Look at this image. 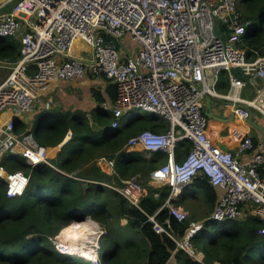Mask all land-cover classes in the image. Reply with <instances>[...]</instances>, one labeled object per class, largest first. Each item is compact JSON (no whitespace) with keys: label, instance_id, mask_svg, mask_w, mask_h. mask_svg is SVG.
<instances>
[{"label":"built area","instance_id":"obj_1","mask_svg":"<svg viewBox=\"0 0 264 264\" xmlns=\"http://www.w3.org/2000/svg\"><path fill=\"white\" fill-rule=\"evenodd\" d=\"M12 1H0V38L9 37L20 44L17 60L0 58V68L8 70L0 82V160L12 154L31 166L54 168L49 149L39 145L32 134L16 132L15 126L22 124L25 115L52 109L48 93L52 83L88 76L97 82L104 80L106 86H116L115 99L100 104L111 116L113 130L132 110H142L168 124L165 131L143 129L128 138L122 149L137 148L146 156L160 152L166 158L144 185L136 176L119 177L115 160L99 156L96 166L119 184L92 183L115 190L139 209L149 188L169 186L164 204L148 221L154 232L173 240L176 250L198 261L200 252L191 239L207 220L251 216L262 221L258 232L264 236V143L254 147L253 137L244 133L239 142L235 140L233 150H222L208 137L209 119L204 113L205 95H209L233 103L231 110L246 126L244 107L264 116V45L250 49L255 58H248L243 37L254 22L243 16L240 0ZM126 36L138 46L136 52L120 49V40ZM77 42L89 48V56L73 55ZM233 69H239L243 77L232 74ZM222 71L228 73L229 80L225 94L216 89ZM248 84L256 90L251 99L241 97ZM183 140L190 142V150L177 161L175 150ZM69 176L81 179L76 173ZM199 176L218 190L216 201L207 218L190 222L178 236L169 218L157 220L156 216L167 208L177 221L188 220V212L173 202L180 195L191 196L187 188ZM0 177L7 183L8 197L21 196L29 183L22 171L7 172L2 166ZM153 196L157 198L159 193ZM77 218L73 221L80 220ZM99 233L100 238L106 231L99 226ZM60 246L56 243L55 249L64 255ZM96 252L93 261L83 259L101 264L99 245Z\"/></svg>","mask_w":264,"mask_h":264},{"label":"trees","instance_id":"obj_2","mask_svg":"<svg viewBox=\"0 0 264 264\" xmlns=\"http://www.w3.org/2000/svg\"><path fill=\"white\" fill-rule=\"evenodd\" d=\"M240 2L245 19L254 22V27L243 37V47L248 52L250 49L259 50L264 45V0ZM19 48L17 40L0 38L1 59L17 60ZM92 89L96 104L88 112L76 110L69 113L51 109L39 113L34 127L28 131L25 124L15 126L16 132L32 134L35 141L44 147H56L69 133L71 136L51 160L54 168L48 165L31 166L12 154L0 160V166L5 171L20 170L29 177L25 191L16 197L7 196V183L0 177V264L86 263L83 258L73 263L74 258L69 254H59L49 240V237L58 236L62 230H74L72 220L81 215H90L106 227L109 236L101 240L99 246L101 264H168L171 258L174 259L173 264H244L247 255L264 242V236L258 232L262 224L259 219L246 216L222 222L207 220L202 230L191 239L192 246L200 252L201 261H198L185 251L176 250L173 240L154 232L148 221V216L154 215L164 204L169 195V186L158 190L150 188L149 194L140 201L139 209L113 189L98 183L83 185L78 179L69 176L76 173L80 178L77 173L86 167L84 173L90 174L88 177L91 180L103 181L104 176L95 166L94 160L106 156L115 160L119 177L128 179L139 176L146 185L150 173L164 160L165 154L160 152L146 156L144 152L126 151L122 147L128 138L143 129L165 131L167 122L152 114H145L113 130L112 118L102 110L100 104L104 100L115 99L116 86L108 84L102 91ZM216 89L226 92L229 89L228 77L222 84H217ZM212 128V120L209 119V138ZM253 143L254 147L258 145L254 137ZM190 146L189 141L179 142L175 150L177 161L187 155ZM187 189L199 190L210 210L213 208L218 190L206 178L196 177ZM154 192L159 193L157 198L153 196ZM189 197L192 195L183 198ZM111 218L125 219L126 224L113 225L108 222ZM166 218L170 219L178 236H182L190 224L189 220L177 221L169 215L167 208H163L156 219ZM123 228L140 234L142 238L138 242L123 239ZM120 230V236L113 234ZM259 255L262 256L260 264H264V253Z\"/></svg>","mask_w":264,"mask_h":264},{"label":"crops","instance_id":"obj_3","mask_svg":"<svg viewBox=\"0 0 264 264\" xmlns=\"http://www.w3.org/2000/svg\"><path fill=\"white\" fill-rule=\"evenodd\" d=\"M88 49L89 48L87 47V50H85L83 52L84 53L83 55L79 54L76 51L77 49H75L76 53L73 55L79 56V57H85L86 55L89 56V50ZM247 55H248L249 59L255 58L254 54L251 52H247ZM3 69L5 70V72H8L7 69H5V68H3ZM232 74L236 75L239 78L243 77V75L239 69H233ZM227 77H228V73L222 71L220 73L218 84L220 85L223 83V81H226ZM92 81L90 80V77L88 76L84 79H75L72 81L55 82L53 84V86L51 87V93H50V91L48 92V93L52 94L51 97L53 96L52 97L53 98L52 107L54 105H56L59 107H63L65 110L70 108V107H72L73 110L74 109L91 110L96 104L93 97H92V94H91V89L93 88L92 83L94 82V81L93 82ZM95 82L98 84L104 83V81H98V82L95 81ZM254 83L257 85L259 83L258 79H255ZM105 85H106V82H105ZM255 91H256L255 87L252 86L251 84H248L243 89V91L241 92V97L246 98V99H251L252 97H254ZM218 92L220 94L226 93L224 91H218ZM232 106H233V103H231L229 101H225V100H219L216 98H212V101H211L212 114L214 116L219 117V118L228 119L229 115L232 111L231 110ZM6 115H4V116L7 117ZM33 116H34V114L28 115L27 117L23 116V118L24 117L27 118L28 122L24 121L25 122L24 124L27 127L30 126L29 130L32 128L31 126L33 125V124H31L32 123L31 119ZM5 117L3 119H5ZM253 119L256 123H258L259 125H261L264 128V116H262L258 112L253 111ZM211 120H212L213 128L210 131V139L214 142V144L218 145L220 148H226V149L232 150L235 147L234 139L236 137H238V134L240 132V130H237L238 127L241 128L243 130V132L248 131L249 133L250 132L253 133V135L256 132L257 136H255V138L258 140V143H261L260 134L256 130H253V129L247 127L245 124L240 122L238 120V118H236V117L234 120H227V121L214 120V119H211ZM69 135H70V133H69ZM69 139H70V137H69ZM65 142L63 141L61 144H59L56 147H47L50 150V152L52 153V158L53 157L55 158V156L60 151L61 146ZM134 150L139 151V149H137V148H135ZM162 154H164V153H162ZM50 159H51V157H50ZM164 161H165V156H164V160L161 161V163L162 162L164 163ZM83 168L86 169V167H83ZM83 168H81V169H83ZM104 176H106V175H104ZM196 199L195 198L190 199V197L189 198H181L178 200H174L173 203L175 205L177 204V205L181 206L182 208H184L185 206L186 207L189 206L190 200H196ZM186 209H187L186 211L188 213H190L191 216L195 217V212H192L193 210H191V207H187ZM198 220L201 221L202 217L192 219L193 222H199ZM173 262H174V259H173Z\"/></svg>","mask_w":264,"mask_h":264},{"label":"rangeland","instance_id":"obj_4","mask_svg":"<svg viewBox=\"0 0 264 264\" xmlns=\"http://www.w3.org/2000/svg\"><path fill=\"white\" fill-rule=\"evenodd\" d=\"M1 1V0H0ZM15 0H13L12 2H14ZM12 2H11V4H12ZM120 49H122V50H127L129 53H132V52H136L137 50H138V46H136V44L135 43H133V42H131L130 40H129V38H128V36H126V37H124V38H122L121 40H120ZM76 51L79 53V54H84L83 52L85 51V50H87V47L86 46H84L83 45V43L82 42H77L76 43ZM76 51H74V54L76 53ZM7 73L8 72H5V70L3 69V68H0V82L1 81H3L4 79H5V77H6V75H7ZM90 77V76H89ZM92 77H90V80L93 82L92 83V87L93 88H96L97 90H104V88H105V82L104 83H100V84H98V83H96L95 82V79H91ZM104 81V80H103ZM53 84L54 83H52V85H51V87L53 86ZM51 87L48 89V92L50 91V93H51ZM91 90H93V89H91ZM49 93V94H50ZM50 95H52V94H50ZM253 96V95H252ZM251 96V97H252ZM53 97V96H52ZM53 99V98H52ZM52 109L53 110H60L61 112H69V113H71V112H74V111H76V110H80V109H72V107H70V108H68V109H64L63 107H59V106H56V105H54L53 107H52ZM82 111H85V112H88V111H90V110H82ZM39 113L40 112H36V114H34V116L32 117V119H31V124H33L31 127H34V123H35V121L36 120H38V115H39ZM146 113L144 112V111H142V110H132L131 112H129L127 115H125L124 116V118H123V120H122V124H121V126H124V125H126L130 120H135V119H137L139 116H141V115H145ZM26 117L28 116V115H25ZM26 117H24V118H22V124L24 125V123L25 122H28L27 121V118ZM25 121V122H24ZM29 128H30V126L29 127H25V129L28 131L29 130ZM239 128V127H238ZM237 128V130H240V132H239V134H238V137H236L235 139H234V142H236L235 140L237 139V142H239V140L244 136V132H243V130L241 129V128H239L238 129ZM23 133H25V132H23ZM22 134V133H21ZM249 135H252L254 138H255V136H257V133L255 132L254 133V135H253V133H249ZM69 137H70V135L68 134L67 136H66V138L64 139V142L66 141V140H68L69 139ZM49 156L51 157V159H50V161L52 160V159H54V157L52 158V153L51 152H49ZM57 156V155H56ZM55 156V157H56ZM94 163H95V160H94ZM162 164V163H161ZM95 166H96V164H95ZM84 170H86V169H82L81 171L82 172H79V173H77V175H80V182H82L83 183V185H86L87 183H92V181L93 180H91L90 179V177H88L90 174H85L84 173ZM82 173L84 174V176L82 175ZM106 175V176H104V175ZM102 175L104 176V178H103V182H109V183H111V185L112 186H117L118 184H119V181L118 180H116V179H114L112 176H110V175H108V174H105V173H102ZM107 177V178H106ZM136 178H137V181L138 182H140L141 184H143V180L139 177V176H136ZM4 179V178H3ZM106 187V186H105ZM107 188H109V187H107ZM111 189V188H110ZM150 189V188H149ZM149 189H148V194H149ZM153 189V188H152ZM161 189V188H160ZM190 191V193H191V195H192V197H190V199L191 198H197L196 200H190L189 201V206H187V207H191V210H193L192 212H195V217H193V216H191V214L190 213H188L189 214V218H188V220L190 221V222H192V219H196V218H201L202 217V220H203V218H205V217H207L211 212H212V209L210 210V208L207 206V204H206V202H205V200L203 199V195L200 193V191L199 190H195V191H191V190H189ZM182 195H180L179 196V198L178 199H181L182 197H181ZM184 207V206H183ZM186 206L184 207V209H185V211L187 210L186 208H187ZM247 212H245L244 214H246ZM87 216H89L90 217V215H87ZM85 217V215H81V216H79L77 219H82V218H84ZM91 218V217H90ZM92 220H94L93 218H91ZM96 221V220H95ZM199 221V220H198ZM98 222V221H97ZM109 223H112L113 225H117L118 223H119V225H124V224H126V220L125 219H117V218H111V219H109V221H108ZM99 223V222H98ZM99 225L101 226V228H102V230H105L106 231V227L104 226V225H102V224H100L99 223ZM76 230V229H75ZM68 231H73V230H68ZM120 232H121V230L120 231H115V232H113V234L115 235V236H120ZM122 232H123V234H122V237H123V239H126V240H134V241H136V242H138L142 237H141V235L140 234H138V233H136V232H134V231H132V230H130V229H128V228H123L122 229ZM64 233V232H63ZM63 235V234H62ZM107 236H109L108 235V233H105V234H102V236L99 238V240H98V245L100 246V241L101 240H103V239H105ZM57 234L56 235H54V236H52V237H49V240H50V242H51V244H52V246L54 247V249H55V244L56 243H58V241H57ZM61 241L62 242H64L62 239H61ZM66 245H69V241H67V242H64ZM97 247V246H96ZM56 250V249H55ZM71 251H76V250H71ZM77 253H79L80 255H83V254H81L80 252H78V251H76ZM95 252H96V248H95ZM261 252H263L264 253V242L263 243H261L260 245H258L255 249H253L248 255H247V257L245 258V260H244V264H260V260H261V258H262V256L261 255H259V254H261ZM97 253V252H96ZM60 254V253H59ZM79 256V255H78ZM84 256H87V255H84ZM95 255H93V257H94ZM81 257V256H80ZM88 257H90V256H88ZM92 257V258H93ZM72 258H74L73 260L74 261H72L73 263H75L77 260H79V258L78 257H76V256H72ZM82 258H84V257H82ZM123 258V257H122ZM84 259H86V258H84ZM83 262H86V263H84V264H88V261H83ZM89 264H93V263H89ZM168 264H173V258H171L170 260H169V262H168Z\"/></svg>","mask_w":264,"mask_h":264},{"label":"bare ground","instance_id":"obj_5","mask_svg":"<svg viewBox=\"0 0 264 264\" xmlns=\"http://www.w3.org/2000/svg\"><path fill=\"white\" fill-rule=\"evenodd\" d=\"M72 222L74 223L76 230L75 229L73 231L62 230L56 237L58 242L61 244L60 248H63L62 252H64V254H69V255L77 254L81 257L93 261L98 255L95 252V248L96 246L98 247V240L100 234L99 223L95 220H92L89 216L84 217L83 219L77 221L72 220ZM61 239L64 242L69 241V245H66L64 242L61 241ZM71 250H76L83 255H80L76 251H71ZM93 255L95 256L93 257Z\"/></svg>","mask_w":264,"mask_h":264},{"label":"water","instance_id":"obj_6","mask_svg":"<svg viewBox=\"0 0 264 264\" xmlns=\"http://www.w3.org/2000/svg\"><path fill=\"white\" fill-rule=\"evenodd\" d=\"M217 30H218V23L216 22L215 23V33L218 35ZM211 101H212V98L209 95H205V112L204 113L208 119L221 120V121L235 119V114L233 111H231L228 119L219 118L217 116H214L211 111ZM244 109L248 113V117L246 118V124H248L249 128L256 130L260 134V140L262 143H264V128L254 121L253 111L249 107H244Z\"/></svg>","mask_w":264,"mask_h":264},{"label":"clouds","instance_id":"obj_7","mask_svg":"<svg viewBox=\"0 0 264 264\" xmlns=\"http://www.w3.org/2000/svg\"><path fill=\"white\" fill-rule=\"evenodd\" d=\"M121 127V126H120ZM70 257H72V256H70ZM79 258V257H78Z\"/></svg>","mask_w":264,"mask_h":264}]
</instances>
